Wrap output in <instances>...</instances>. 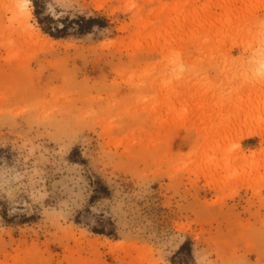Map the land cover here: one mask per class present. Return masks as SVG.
<instances>
[{
	"label": "rangeland",
	"instance_id": "rangeland-1",
	"mask_svg": "<svg viewBox=\"0 0 264 264\" xmlns=\"http://www.w3.org/2000/svg\"><path fill=\"white\" fill-rule=\"evenodd\" d=\"M11 1L0 264H264V0Z\"/></svg>",
	"mask_w": 264,
	"mask_h": 264
},
{
	"label": "bare ground",
	"instance_id": "bare-ground-1",
	"mask_svg": "<svg viewBox=\"0 0 264 264\" xmlns=\"http://www.w3.org/2000/svg\"><path fill=\"white\" fill-rule=\"evenodd\" d=\"M11 2H12L11 10L13 11L14 15H18L21 12H26L27 11L26 10V6H27V3H28L27 0H12ZM26 14H27V12H26ZM258 61L260 62V65H261L260 68L264 69V60L261 61V58H258Z\"/></svg>",
	"mask_w": 264,
	"mask_h": 264
},
{
	"label": "trees",
	"instance_id": "trees-1",
	"mask_svg": "<svg viewBox=\"0 0 264 264\" xmlns=\"http://www.w3.org/2000/svg\"><path fill=\"white\" fill-rule=\"evenodd\" d=\"M92 23H96V20L95 19H89L86 21V24L90 25Z\"/></svg>",
	"mask_w": 264,
	"mask_h": 264
}]
</instances>
